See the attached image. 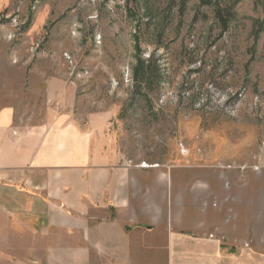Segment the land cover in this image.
<instances>
[{
	"label": "rangeland",
	"instance_id": "374dc122",
	"mask_svg": "<svg viewBox=\"0 0 264 264\" xmlns=\"http://www.w3.org/2000/svg\"><path fill=\"white\" fill-rule=\"evenodd\" d=\"M1 106L23 125L66 117L103 178L147 164L167 230L264 264V0H0ZM159 223L141 252L170 264ZM94 241L91 264H113V231Z\"/></svg>",
	"mask_w": 264,
	"mask_h": 264
},
{
	"label": "crops",
	"instance_id": "0c3cea01",
	"mask_svg": "<svg viewBox=\"0 0 264 264\" xmlns=\"http://www.w3.org/2000/svg\"><path fill=\"white\" fill-rule=\"evenodd\" d=\"M95 146L64 116L30 126L14 108L0 107V264H91L90 251L103 248L94 236L104 231H113V264H156L141 251L159 241L158 222L170 264L259 263L229 251L217 233L207 239L167 230L165 198L150 205L151 189L164 193L163 179L151 184L148 169L116 162L113 177L103 178ZM111 208L113 225L103 224L112 222ZM95 219L108 228H91L87 220Z\"/></svg>",
	"mask_w": 264,
	"mask_h": 264
},
{
	"label": "trees",
	"instance_id": "16d2710c",
	"mask_svg": "<svg viewBox=\"0 0 264 264\" xmlns=\"http://www.w3.org/2000/svg\"><path fill=\"white\" fill-rule=\"evenodd\" d=\"M142 74H143V76L145 77V73H144V71H143V67H142V62L141 63H139V65L136 67V69H135V75H136V77H137V79L139 80L140 78H142ZM143 77V78H144Z\"/></svg>",
	"mask_w": 264,
	"mask_h": 264
},
{
	"label": "bare ground",
	"instance_id": "6f19581e",
	"mask_svg": "<svg viewBox=\"0 0 264 264\" xmlns=\"http://www.w3.org/2000/svg\"><path fill=\"white\" fill-rule=\"evenodd\" d=\"M149 166L146 164L145 166H144V168H148ZM156 167H158V166H155L154 168H156Z\"/></svg>",
	"mask_w": 264,
	"mask_h": 264
}]
</instances>
